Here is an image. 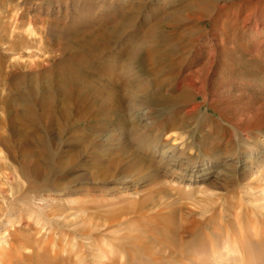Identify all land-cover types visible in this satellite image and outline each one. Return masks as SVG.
<instances>
[{
	"label": "rangeland",
	"instance_id": "rangeland-1",
	"mask_svg": "<svg viewBox=\"0 0 264 264\" xmlns=\"http://www.w3.org/2000/svg\"><path fill=\"white\" fill-rule=\"evenodd\" d=\"M200 2L202 0H0V56L6 58V64L8 63L3 84H0V99L4 98L11 104L8 109L0 108V126L2 121H6V130L0 129V133L4 130L1 134L8 137L14 147L19 148V143L25 139L34 146L29 162L23 163L19 161V153L17 159H13L9 149L0 142V237L3 233L5 235L19 229L31 240V245L23 246L18 243L20 248L17 251L6 246L5 239L0 238L3 253H0L3 256L0 257V264L14 263L8 259L10 255L5 256L8 252L6 250L16 257L20 254L27 257L22 264H30L31 258L36 260L34 252L43 249L46 250V256L42 257L45 260L57 256L55 264H148L127 260L122 250L109 245L111 238L119 235L118 230L123 227L135 229L137 224L134 222L110 228L105 235H91L87 238L75 236L70 230L71 222H75L73 218L77 213L83 216L89 213L94 202L104 205L110 199L126 195L125 191L146 190L157 180L168 183L173 177L168 175L166 178L161 169L155 167L146 169L144 174L135 175L137 177L127 183L128 190L123 189L126 185H122L117 176L107 180L95 178L90 165L95 158L102 165L106 163L102 157L107 156L108 151L106 146H101L96 141L98 132L100 127L106 134L112 128L115 132L118 131L117 121H113V125L108 124L101 115L104 113H100L96 122L90 121L81 127V123L71 122V116L66 118L54 109L46 110L44 116L41 115L33 97L36 82L48 84L53 80V70L68 64L67 57L71 54L76 55V51H72L76 49L74 38L97 27H108L116 20L133 23L117 40L118 44H113L112 47L122 54L128 53L132 46L141 48L136 68L148 82L151 97L149 106L152 111L150 120L175 121V131L189 144L187 153H194L192 159L198 163L202 160L215 162L222 169L215 179L192 185L196 188L209 185V189L222 196L218 202L220 205L217 206L221 213L220 217L216 216V222L229 220L237 230L246 231L248 227L247 232L242 235H248L254 241L263 237L260 232L264 227L260 222L264 216V206H261L264 205V192L253 188L262 186V181L255 178V171L259 165L264 168V0H216L215 5L209 3L203 10H197L196 5ZM192 12L193 15L189 17ZM203 15L210 18L199 19ZM167 22L174 29L166 27ZM152 25H157L156 32L146 37V31ZM31 32L34 35L31 36ZM84 36L90 44L92 39L89 35L80 38ZM55 42L61 44L60 48L52 49ZM151 45L153 51L161 55L160 59L152 63L146 54ZM12 47L17 48L11 51ZM44 48L48 51L42 52ZM209 51L216 54L210 60L211 71L209 74L202 72L196 77L199 81L207 82L208 97L213 92L209 100H214L213 105L224 112L229 121H221L218 110L214 112L207 109L208 102L203 101L202 95L194 96L197 91L178 87L185 77V72L180 70L185 67L189 69L190 64L201 62L202 56L205 58ZM194 56H199L196 58L197 62L193 61ZM185 58L189 60L186 61ZM152 68H161L163 72L160 75L153 74ZM48 73L50 77L47 76ZM167 77L168 81L163 80ZM191 90L190 96L186 94L183 98L178 97L181 91L185 93ZM20 94H24L23 97ZM191 103H201L200 109L183 118L184 110ZM27 114L30 115L29 118L26 117ZM208 115L211 117H207ZM116 117L121 119L125 116L120 112L116 113ZM204 117L209 118L206 119L208 122H203ZM202 124L208 135L202 131ZM56 134H59V139ZM34 136L43 138V141L35 143L36 149ZM48 143L52 147H48ZM69 149L84 152L82 160L72 169L64 165L66 151ZM257 149L262 152L254 153ZM241 155L243 159L240 162H229L232 157ZM259 159L263 161H255ZM4 164L7 165L3 166ZM244 167L247 174L250 171L253 174L249 173L244 180L234 181V171H239L236 176L241 175L240 170ZM32 168L37 170L38 179L29 172ZM65 175H68V180L77 176H81V179L68 187ZM227 180L230 183L234 181L235 184L226 190L220 184H227ZM52 184L60 185L61 189L54 190ZM233 195V202H237V205L227 211L224 209V200ZM255 203L261 204L256 206ZM51 214L61 219L59 227L56 228L49 218ZM216 234L218 233L215 232ZM217 238L213 244L217 252L220 250L222 257L198 263L189 259L190 262L183 264H264L263 252L255 251L252 261H248L242 258L244 252L240 245L233 240L229 241L228 234L226 238ZM188 239L190 236L185 234L184 240ZM93 241L100 242L101 247L93 245ZM106 242L108 243L103 245ZM168 251L165 248V252ZM97 253L101 256L105 254V257L93 259V255ZM114 254L117 258L112 259ZM79 255L85 258L80 261Z\"/></svg>",
	"mask_w": 264,
	"mask_h": 264
},
{
	"label": "bare ground",
	"instance_id": "bare-ground-1",
	"mask_svg": "<svg viewBox=\"0 0 264 264\" xmlns=\"http://www.w3.org/2000/svg\"><path fill=\"white\" fill-rule=\"evenodd\" d=\"M209 3L214 4L216 0H202V2L196 5L197 10H203ZM6 7L8 6L6 5ZM176 14L179 16L184 15L179 13ZM192 15L193 12L189 17ZM0 17H2V15ZM209 18L210 17L206 15L199 17L201 20ZM132 24V22L127 20H116L108 27H97L91 32L81 33L80 37L89 35V38L92 39L90 40V44H88V39L85 36L82 37V39L79 36L74 38L75 42L73 41V43L76 49L72 51H76V55L71 54V56L67 57L68 64L58 66L57 69L53 70V80H50L48 84L45 85V83L36 82L34 84L33 97L38 104V110H40L41 115L44 116L46 110L54 109L58 114L64 115L66 118L71 116V122L81 123V127L87 125L90 121L96 122L100 117V113H104L101 115L104 116L103 120L108 124L117 121L118 131L115 132V129L112 128L110 132L106 134L103 128L100 127L98 132V140L96 141L101 143V146H106L108 151L107 156L102 157L106 163L102 165L98 163L99 160L95 158L94 162L90 165L92 174L95 175V178L107 180L117 176V180L121 181L122 185H126L123 189L128 190L127 183L131 179L137 177L135 175L144 174L146 169L155 167L161 169L162 174L166 178H168L169 175L172 176L173 179L168 183L165 180H157L146 190L134 189V191H125L127 192L126 195L110 199L104 205L94 202L92 206H90L91 211L86 215L83 216L81 213L74 215L73 220L75 222H71V232L75 236H81L83 238H87L91 235L97 237L102 234L105 235L110 228L117 226L123 227L126 224H130V222H134L137 224L135 229L123 227L121 230H118L119 235L113 236L110 241L108 240L110 242L109 245L111 244L110 246L122 250L124 252L123 256L127 260L143 261L148 264H183L184 262H190L189 259L197 263L214 261L222 257V255L220 254V250L217 252L213 242L216 241V239L218 240L217 237H219V239H222L223 236L226 238L228 234L229 241L233 240V242L240 245L239 247L241 250L243 249L244 253L242 258L252 261V255L255 251H257L256 253H264V229L260 232L261 235L263 234V237L257 238L254 241L252 238L248 237V235H242L243 232H247L248 227L246 231L243 229L237 230L229 220L221 223L216 222L218 220L216 216L219 215L220 217L221 213L220 210L218 211L217 206L220 205L218 202L222 196L216 193L215 190L209 189V185H203L197 188L192 185L197 182H208L211 179H215L221 174L222 169L218 168L215 162L212 163L207 160H202L198 163L197 160L192 159L194 158V153H187L189 144L185 142L184 137L177 134L175 131V127L177 126L175 121L171 119L165 121L150 120L152 111L149 106L151 97H149L148 82L138 73L136 68L138 54L142 52L141 48L132 46L128 53L122 54L121 51L112 47L113 44H118L117 40L121 38ZM165 26L174 29L171 23L167 22ZM156 29L157 25L150 26L148 31H146V37L155 34ZM32 35H34V33L32 34L31 32V36ZM49 35H51L50 32ZM1 41H3V39ZM206 44H208V42ZM60 46V43L55 42L52 49H58ZM16 48L17 47H12L10 50L12 51ZM41 51L46 52L48 50L44 48ZM146 54L150 63L158 58L160 59L161 56L153 51L152 45L149 50L146 51ZM16 56H14V58H16ZM197 57L199 56H194V62H197ZM212 57H216V54H214L213 51H209L205 58L202 56L201 62L193 63V65L190 64L188 67L189 69H187V67L181 69L180 72H185V77L179 82L178 87L197 91L194 96L202 95L203 101L208 102L207 109H212L215 112V110L217 111L218 109L213 105L214 100H209L213 92L210 94L211 96L208 97L206 91L207 82L199 81V78L196 77H199V75L203 73H210L212 66L210 60ZM18 58L20 59V57ZM11 60H13V58ZM42 60H40V62ZM185 60L188 61L189 59L185 58ZM7 64L6 58L0 56V84L5 77L4 73ZM15 68H17V66ZM160 69L161 68L153 69L154 71H152V73L160 75L163 72V70ZM48 75L49 73L47 76ZM168 78L169 77L164 78L163 80L168 81ZM197 85H199V87ZM192 90L185 93L181 91L178 97L183 98L186 94L190 96ZM30 93L32 95V91ZM23 95L21 96L23 97ZM10 105L11 104L4 98L0 99V108L8 109ZM200 106L201 103L189 104V107L183 112V118H187L193 112L198 111ZM120 112H122L125 117L118 119L116 113ZM218 113L221 121H229L224 112L218 110ZM29 116L30 115L27 114L26 117L29 118ZM207 117L211 116L208 115ZM206 119L209 118L204 117L203 122L206 121ZM2 123L0 129H5L4 126L6 125V121L4 120ZM235 123L238 125V122ZM203 124L201 125L202 131L205 135H208V131L203 128ZM3 131H1V133ZM1 133L0 135H2ZM56 135V138L59 139V134ZM16 136H18V138L20 137L17 134ZM9 137H11V135ZM42 139V137L34 136V144L37 141H43ZM10 141L8 137H3V135L0 136L1 144L9 149V153L13 159H17L16 157H18L19 153V161L28 163L34 152V146H32L31 141L27 139L22 140L18 145L19 148L14 147ZM16 145L17 144H15V146ZM47 145L48 147H52L51 143ZM260 152H262V150L257 149L254 151V153ZM83 155V151H74L73 149L67 150L64 165L71 169L74 168L75 164L82 160L81 157ZM242 157L243 155L237 158L232 157L229 162L232 164L238 163L240 159H243ZM247 157L245 159H247ZM255 161L260 162L263 160L259 159ZM6 165L7 164H4L3 166ZM262 166L259 165V168L255 171L257 172L255 178L262 181V186L253 188L260 192H264V168H262ZM245 169L246 167H244L242 171L240 170L241 175L238 174V177L236 173H239V171H234L233 180L241 181L249 176V173L253 174V172L249 170L250 167L249 169L247 168L248 172L250 171L248 174ZM29 172L38 179L39 175L37 170L32 168ZM65 177L67 178L68 187H71V185L81 179V176L74 177L71 180H68V175H65ZM251 180L252 179H250V181ZM234 181L230 183V181L227 180L228 185L220 184V187L224 186L223 188L226 190L227 188L230 189L235 184ZM51 187L54 190L61 189L58 184H52ZM64 187L68 188L66 186ZM77 190L78 189H76V191ZM229 196L224 200L226 204L224 209L227 211H230L231 208L237 205V202H233L234 195L233 197ZM259 204L261 203H255L256 206H259ZM199 214L202 215L200 216ZM57 217L59 218V216ZM57 217L54 214L49 216L56 228L62 224V221H60L61 219ZM11 219L10 221H12ZM19 225L21 226L20 223ZM260 225L264 227V216ZM2 226L5 228L4 225ZM217 226H219V230H217ZM223 230L224 233H222ZM215 232L218 234L215 235ZM185 234L190 236V239L185 241ZM5 235L4 233L1 234L0 238H4L5 245L7 244L6 246L12 247L14 250L18 251L20 244L31 245L29 237L19 229ZM93 242V245H100L101 247L100 242ZM18 243L20 244L18 245ZM107 243L108 242L103 245ZM165 248L169 250L167 253L165 252ZM6 251L8 252L5 256L10 255L8 259H11V261L14 262L13 264H22L23 259L27 258L21 256V254L16 257L9 253V250ZM0 253H2L1 248ZM229 253H231V251ZM114 255H112V259L117 258V256ZM44 256H46V250H37L33 254L36 260H34V258L32 260L31 258L30 264H55L58 261L57 256H55V258H46L47 260L42 258ZM104 257L105 254L102 256L101 254L99 255V253L93 255V259L95 260ZM78 258L81 261L85 256L79 255ZM39 261L41 262L39 263ZM45 261L46 263H44Z\"/></svg>",
	"mask_w": 264,
	"mask_h": 264
}]
</instances>
